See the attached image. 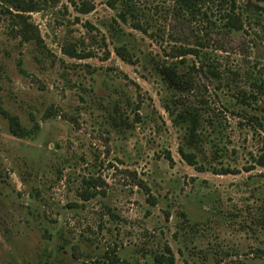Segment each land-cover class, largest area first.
Returning a JSON list of instances; mask_svg holds the SVG:
<instances>
[{"label": "rangeland", "instance_id": "374dc122", "mask_svg": "<svg viewBox=\"0 0 264 264\" xmlns=\"http://www.w3.org/2000/svg\"><path fill=\"white\" fill-rule=\"evenodd\" d=\"M34 3L0 2V264H264V0Z\"/></svg>", "mask_w": 264, "mask_h": 264}, {"label": "trees", "instance_id": "16d2710c", "mask_svg": "<svg viewBox=\"0 0 264 264\" xmlns=\"http://www.w3.org/2000/svg\"><path fill=\"white\" fill-rule=\"evenodd\" d=\"M179 9L184 10L185 12H192L196 8L195 0H175ZM0 2L8 5L9 7L15 9L19 13H30L36 10L34 0H0ZM114 7V5H113ZM256 9L264 12V6H259L256 4ZM126 9V8H125ZM127 14L129 11H122L120 14L121 19L126 22ZM135 28H139V25H135ZM118 55L121 56L124 60H128L125 48H118ZM190 53V52H188ZM186 55V54H185ZM156 69L162 79L173 89L181 91L186 95V98L181 100L182 110L178 113V120L185 125L186 134L188 136V142L190 144L196 143L200 138V131L204 128V118L202 113L201 106L191 103V97L197 96L199 85L196 80V67L187 66L185 71H180L178 66L175 63L163 62L156 66ZM213 75L216 76L214 72ZM258 91V90H257ZM242 97L248 96L247 92H242ZM251 95V94H250ZM260 97L264 98V90L259 89ZM253 96V94H252ZM251 96V97H252ZM182 99V98H181ZM264 100V99H263ZM258 102V100H256ZM256 102V103H257ZM264 103V101L262 102ZM251 103V107H252ZM264 105V104H263ZM1 114L5 116L10 124L11 132L17 137H28L32 135V130H28L25 127L21 126L16 117L8 114L4 110H1ZM259 117L256 115H251V125H258L262 130L264 129L263 119H264V106L260 110ZM182 157L192 166L197 165L194 155L187 153L184 150H181ZM258 164L264 165V155L258 157ZM229 173V172H226Z\"/></svg>", "mask_w": 264, "mask_h": 264}]
</instances>
